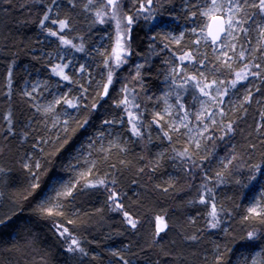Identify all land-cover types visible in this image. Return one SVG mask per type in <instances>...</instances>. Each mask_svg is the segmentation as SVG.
<instances>
[{"label":"trees","instance_id":"trees-1","mask_svg":"<svg viewBox=\"0 0 264 264\" xmlns=\"http://www.w3.org/2000/svg\"><path fill=\"white\" fill-rule=\"evenodd\" d=\"M142 2L146 5L143 10ZM106 3L104 0L101 9V0H92L91 4L89 0H0V220L5 221L0 225V264H217L218 258L220 264H236L243 252L251 254L255 249L264 264V225L258 220H245L251 194L264 190V42L262 39L258 50L249 54L251 29L242 36L243 64L236 71H223L228 91L250 87L245 96L249 91L252 96L248 102L241 100L234 107H223V115L219 113V120L209 125L200 148H196L182 133L168 129L157 112L167 88L174 91L175 101L181 97L187 108H194L199 90L188 83L184 99L183 79L177 75L173 83V66L185 52L192 53L196 38L185 31L176 43L162 24L171 21L179 32L182 25L189 26L200 19L191 16L198 8L191 0L186 4L184 0H152L150 5L146 0H119L118 18L130 53L126 62L115 68L109 94L95 110L91 105L99 99L101 86L90 78L77 82L80 109L62 131L55 136L51 133L45 141L48 134L41 126L42 118L34 112L23 84L37 72L48 75L52 71L53 60L41 51L52 43L61 45L59 35L72 42L64 45L68 49L82 46L83 51H76L88 58L94 54L93 46L100 36L107 32L109 46L113 47L117 21L112 19V8ZM184 4L187 8L183 10ZM98 10L107 11L101 17L104 23L97 19ZM45 12L48 19L41 25ZM251 14L262 13L253 8L247 16L243 14L247 23ZM128 16L133 17L131 25L127 23ZM59 20H65L68 27L60 29ZM49 29L58 36L49 35ZM210 50L208 43L207 63L213 64ZM108 51L98 62L104 71L105 55L111 53ZM244 64L261 75L249 76L231 88L229 82ZM138 65L141 67L137 70ZM193 68L188 67L189 75H196ZM120 85L123 89L127 86V93L119 90ZM82 86L88 91L81 97ZM125 95L135 97L134 103L139 105L132 111L138 116L140 136L132 134L124 106H116ZM85 117L89 123L80 128ZM104 120L114 122L101 124ZM229 123L233 131L225 135ZM108 127L120 134V144L101 151L99 146L107 144ZM101 132L103 138L98 136ZM86 137L93 147L94 175L78 178V190L72 197L62 198L60 215L55 214V209L51 216L41 214L37 206L49 186V177L68 172V156L75 154ZM65 140L69 143L57 152ZM185 148L189 149L190 159L177 155ZM37 160L42 165V186L46 183L47 187L42 194L29 197V185L35 181L23 164L33 165L35 171ZM229 160L232 163L224 167ZM99 179L109 183L114 179L116 185L84 187ZM112 190L119 192L123 211L113 210L115 204L108 202L107 192ZM212 204L216 205L220 221L216 228L208 226ZM124 211L136 221L135 228L127 223ZM158 216L163 218L166 229L157 235L154 220ZM57 223L61 230L68 227L86 254L66 250ZM251 231L256 236L249 241L247 234Z\"/></svg>","mask_w":264,"mask_h":264},{"label":"rangeland","instance_id":"rangeland-1","mask_svg":"<svg viewBox=\"0 0 264 264\" xmlns=\"http://www.w3.org/2000/svg\"><path fill=\"white\" fill-rule=\"evenodd\" d=\"M190 1V0H184L185 4ZM193 1V5L196 6L198 9L205 3L209 2V0H191ZM241 3H244V0H240ZM255 3L253 0H247V5L245 6L244 12L240 14V18L245 20L247 14L252 12L253 7L250 5ZM107 4V3H106ZM183 5V10L187 8L186 5ZM145 13V12H144ZM146 14V13H145ZM243 14H246V16H243ZM251 19L246 22L243 27L247 30L251 29V33L253 34V40L251 43L252 48L249 51V54L255 53L254 51L258 50L259 44L262 38L260 36L259 28L257 25L264 26V13L261 15H256V14H251ZM204 23V18L200 17L199 20L192 21L190 22V25H182L179 32H177L175 25H172L171 21L164 22L162 24L163 29L166 31V33L173 38H179L181 39L180 34L181 32L185 33V31H188L191 36H194L197 40L199 36V27ZM192 28H197V32H192ZM110 32L105 33L104 35L100 36L98 43H96L93 48H94V54L92 53V57L88 58L86 55L79 56V52L76 51V49H68L64 45H57L56 43H52V46L47 49H43L41 51L42 53L47 54L49 58L53 60V68L56 65H63L67 64L68 67L64 69V73L69 76V80H63L60 76H57L53 73V68L52 71L49 73V75H43L40 73L34 74L33 79L26 80V86L25 84L23 85V88L26 93L25 95L28 97H31V100L33 101V109L34 112L36 111L37 114H39L42 118V128L46 129V133L48 134L47 138L45 141H47L51 135V133L55 136L57 133L62 131L66 127L64 121H68V119L72 118L73 115L77 112L76 109L69 108L67 104H61V105H55V111L53 113H48L46 114L43 109L49 105V103L53 102L55 99L63 97L65 93L68 94L67 98L73 100L74 103L79 102L78 94L80 92L79 87L76 85L77 82L82 81L85 79L86 81L90 78L92 81H94L95 84L101 86L100 91L103 93V85L107 83V74H108V68L106 71H104L101 66L98 63L101 60L102 55L105 54V52H109L108 50H111L112 47L109 46V41H111L110 38H108V34ZM244 33L240 30H237L235 33V40L233 41L231 38H226L224 43H218L217 45L213 46L211 45V50H210V57L213 59V64L212 63H207V58H206V46L208 43L211 44L210 41H205L201 40L200 43L194 45V49L192 50V54L194 56V59L189 62V61H175L173 69H180L181 71L178 74V79H183L184 77L187 76H192L189 75L188 72V67L189 66H194L193 70H195V73L198 74L199 72H204L206 79H203V83H208L212 79H218L222 80L225 83L223 85H220V91L223 92L225 89V85L227 83L224 71H236L237 66H240L243 64L244 59L240 60L239 59V52L243 51V39L242 36L245 35ZM257 37V38H256ZM49 38H47V41ZM174 40V39H173ZM232 43H235V52H232L229 50L228 47L225 45H231ZM62 46L61 48H59ZM264 46V45H263ZM55 47V48H54ZM64 47V49H63ZM224 48V51L228 52V55L231 56L233 59L231 61L232 63V68L228 69L226 67H220L219 71H216V68L218 65H220V61L216 59L217 56H220V49ZM63 49V50H62ZM244 52V51H243ZM100 59V60H99ZM203 60L204 64H201L200 61ZM221 60H223V57H221ZM189 62V63H188ZM188 63V65L186 64ZM81 65L84 66L83 69H81ZM97 72V73H96ZM89 73V75H88ZM88 78V79H87ZM114 78V76H113ZM32 82V83H31ZM189 83H192L195 86V81H189ZM102 84V85H100ZM32 85V86H31ZM251 86V85H249ZM110 87V86H109ZM178 88V87H177ZM185 88L186 85L183 84V89L184 90L182 93V97H187L185 94ZM250 87H247L245 89H241L240 91H236L233 89H229L228 94L223 97V103L220 104L218 107L216 105H213L209 99V97L202 96L199 92L198 97L196 99V102H194V108L186 107L183 104V98L179 97L180 104H177V97L176 101L174 100L175 94L173 93L174 91L171 88H167L162 92V104H161V110L158 111L157 113L160 114L162 118L165 119V123L167 124L168 129L173 130V128L169 127V125H174L178 130L174 132H180L182 133L186 140L190 143V141L193 140H199L200 144L201 141L203 140L202 138L205 137L207 134V131L209 129V125L212 124L211 120L208 119V116L210 113L215 112L216 115L213 117L215 121L217 122L219 120V113L220 109L223 107H234L238 104H240L241 100H244V96L247 92V90ZM119 90H123L122 85H120ZM27 93H30L28 95ZM215 89H212V95H215ZM28 97V98H30ZM129 99L131 97L129 96ZM201 101H204L205 106L208 108V111L205 112L204 114V120L205 123L208 124L207 131H204V126L201 124L199 121L196 120V114L201 111ZM183 105V109H181L180 105ZM39 109V110H38ZM185 113L187 115L185 116ZM70 114V115H69ZM184 118L183 123L187 124L188 127L184 128L181 126V118ZM59 120V123L56 124V127L53 128V122L56 120ZM63 126V127H62ZM107 132V141H106V146L104 147L102 144L99 146L100 149H108L106 147H109L110 145H119L120 144V134L113 133L111 132L110 128L105 130ZM200 133H203L201 135ZM53 136V137H54ZM195 146V143L192 142ZM196 147V146H195ZM98 149H95V151H98ZM93 153V147L92 144H90L88 138H84V142L81 143V146H77L75 149V154L74 155H69L70 157L67 165L65 166L66 172L64 175L60 176H53V177H58V180H51L49 183V186L47 187L45 193L42 196V200L45 199V197L52 195L54 196L55 193L51 191L52 185L56 184L57 187H59V184L61 183H76L78 178H79V173L82 171H87V168L91 166V164H85V161H91L93 162L94 160V155ZM74 161L73 164H71L72 161ZM77 160L80 162V166L76 168H71L68 167L70 164L71 165H76ZM28 161V160H27ZM29 162V161H28ZM77 179V180H76ZM264 190L257 191L253 194H251L249 202L247 207H252V206H257L259 207L260 205H263L264 203ZM156 219L154 220V222ZM157 225V223L155 222ZM59 235L61 229L58 230ZM60 237H62L60 235ZM71 237L72 235L68 238L69 240L65 239L64 243H66L67 247L69 246L68 244L71 243ZM65 238V237H62ZM68 241V242H67ZM68 243V244H67ZM241 259V260H240ZM260 262V263H259ZM106 264H115L112 261H107ZM236 264H261V256L260 252L258 250H253L251 254H248L246 252H243L241 256L238 258Z\"/></svg>","mask_w":264,"mask_h":264},{"label":"snow or ice","instance_id":"snow-or-ice-1","mask_svg":"<svg viewBox=\"0 0 264 264\" xmlns=\"http://www.w3.org/2000/svg\"><path fill=\"white\" fill-rule=\"evenodd\" d=\"M107 4L111 6L112 8V19H115L117 21V35L115 38L114 46L111 49V53L108 55H105L104 64L105 67H107L108 74H107V83L103 85V93L100 94L99 99L96 100L95 103L91 105L92 110L97 109L100 100H102L105 96L109 94V86L113 83V72L115 71V68H119L122 64H124L125 57L129 55V48L127 45V41L124 39V36L122 35V20L118 18L119 16V0H106ZM89 3H92V0H89ZM146 3L150 5L152 3V0H146ZM247 5V0H244V3H241L240 0H209V2L205 3L201 7H199L198 11H193L191 13V16L196 17L200 16L204 18V23L199 27V36L195 43H200L201 40L210 41L211 45L215 46L218 43H224L226 38H231L233 41L235 40V33L237 30L247 32L248 30L243 27V25L247 22L246 20H243L240 18V14L244 12L245 6ZM253 8H258L261 13H264V0H259L258 4L253 3L250 5ZM146 5L145 3L140 4V9H145ZM195 7V6H194ZM104 8V0H101V9ZM107 15V11H97V19L100 23H104L105 21L101 19L102 16ZM251 19V17H248ZM48 19V12L44 13V18L41 19L40 24L44 25L45 20ZM53 24H56L57 21H52ZM60 29H65L68 27V23L65 20H59L58 21ZM127 23L128 25H131L133 23V17L128 16L127 17ZM259 28L260 36L264 38V26L257 25ZM192 32H197V28H192ZM49 35L51 36H58V33L56 31H53L51 29L48 30ZM184 33L181 32L180 37H183ZM59 39L62 45H68L72 44L70 40H66L63 35H59ZM176 43H179V38H173ZM229 48L232 52H235V43H232L231 45H225ZM75 47V45H73ZM167 47V45L165 46ZM77 51H83V47H79L76 49ZM220 56H217L216 59L220 61V65L217 66L216 71L220 70V67H226L228 69L232 68V57L228 55L227 51H224V48L220 49ZM221 57H223V60H221ZM245 57V53L243 51L239 52V59L243 60ZM180 61H189L191 62L194 59V56L191 52H185L183 55L179 57ZM201 64H204V61H200ZM67 64L63 65H56L53 68V73L57 76H60L63 80H69V76L64 73V69L67 68ZM141 67V65L137 66V70ZM255 67L257 69H261L260 64H256ZM84 66L81 65V69H83ZM181 70L180 69H173V83H175L176 76L179 74ZM264 71V70H262ZM235 79L231 80L229 82V86L231 88H235L237 83L240 81L246 80L249 76H258L261 75V72H253L250 71L249 64H244L243 67L240 69V71L235 72ZM264 78V76H262ZM203 79H206L204 72H199L196 75L187 76L183 78V84L187 85L189 81L194 80L195 87L199 90L200 94L205 97H209L211 103L213 105H216L217 107L223 103V97L228 94V89L225 88L223 92L220 91V85H223L225 82L218 79H212L208 83H203ZM183 87V85H181ZM82 92L81 97L87 93L88 89L83 88L82 86ZM212 89H215V95H212ZM125 93H127L128 89L127 86L123 89ZM30 95V93H27ZM68 94L65 93L63 97L55 99L53 102L49 103L47 107L43 109V111L48 113H53L55 111V105H61V104H67L69 108L79 110L81 105L79 103H74L73 100L67 98ZM252 96L251 91L247 93V95L244 97L243 102H248ZM135 97L132 99H129L128 95H125L122 100H120L116 106L119 108L122 105L125 108V111L127 112V115L129 117L128 123L131 125V132L134 136H140L141 130L138 127L137 121L138 116L136 112H133L132 109H138L139 105L134 103ZM201 111L196 114V120L199 121L204 126V131H207L208 124L205 123L204 120V114L208 111V108L205 106L204 101H201ZM177 104H180L179 97H177ZM242 106V105H241ZM181 109H183V105H180ZM39 110V109H38ZM221 115H223V110L221 109L220 112ZM70 115V114H69ZM187 113H185V116ZM216 115L215 112H212L209 114L208 119L211 120L212 124H215L216 121L213 119V117ZM157 116L160 117V114L157 113ZM261 116H264V112H261ZM162 118V117H160ZM184 118H181V126L184 128H187L188 125L183 123ZM89 122L88 117H85L84 121L79 124L80 128H84L85 125ZM114 121L112 120H104L102 121V124H112ZM59 123V120L53 122V128L56 127V124ZM64 123L67 125L68 121H64ZM169 127L173 128L174 131L178 130L174 125H169ZM258 128L260 125L257 126ZM233 131V125L232 123H229L226 127L225 135L227 133H230ZM9 132H11V128H9ZM203 135V133H200ZM168 133H165V136H167ZM98 136L100 138H103L104 133H98ZM195 143L196 148H200V141L199 140H193L190 141ZM69 143L68 140H65L63 144H61L60 149H57V152H60L61 149H63L67 144ZM35 147V145H33ZM103 151V149H101ZM189 149L185 148L182 152L177 153V155L180 158L188 157ZM55 155V153L53 154ZM190 159V157H188ZM203 159H207V157H203ZM91 164L90 167L87 168V171H82L79 173V177L83 179L86 176H93L94 170H95V162L91 161H85V164ZM232 161L229 160L227 164L224 165V167H227L228 164H231ZM80 166L79 160H77L76 165H69L68 167L76 168ZM23 167L25 169H28L29 175L31 179L35 182L30 183L29 188L30 191H28L27 196H34V195H40L43 193V189L47 187V184H43L41 177L39 175V171L42 168V165L39 160H37L33 165H30L29 163H24ZM257 169H259V165L255 166ZM0 171H3V169H0ZM217 176H220L221 173L218 172L216 174ZM49 180H58V177H49ZM113 186L115 187L116 181L113 179L111 181ZM108 181L106 179H99L95 183H87L84 185L86 188H95L98 186H104L107 187ZM79 187V180H77L76 183H61L59 184V187L56 186V184L52 185L51 191L55 193L54 196L49 195L45 197V199L41 200L40 203L37 206V211L41 214H44L46 216H51L54 214V209L56 215H60L61 212L59 209L62 206V198L67 199L68 197H72L75 190H78ZM209 191H211L209 189ZM119 192L116 190H112L109 192L108 195V202L115 204V209H119L123 211V205L119 201ZM27 199V197H25ZM200 202H205L204 196L200 197ZM247 212L249 215L245 216V220L248 219H254L258 220L260 224L264 225V205L252 206L247 209ZM124 217L126 218V221L129 225H131L133 228L136 227V221L129 215L127 211L123 212ZM208 215L211 217L208 221V226L210 228H216L219 226L220 221L217 219V209L216 205H211V210L208 213ZM10 219V218H8ZM157 220V227H156V234L158 235L160 232L164 231V222L162 217H156ZM5 221L0 220V225H3ZM69 224L72 223V221H68ZM57 228L59 229L60 226L57 225ZM60 235L62 237H65V239H68L71 234L68 231V228H63L62 231H60ZM256 236L255 231H251L247 234V239L249 241L253 240ZM195 239V237H193ZM69 252H75L79 251L81 253H84V249L80 247V242L75 237H71V243L68 246L67 249ZM86 254V253H84ZM125 264H128L127 261H125ZM217 264H220V260L218 258Z\"/></svg>","mask_w":264,"mask_h":264},{"label":"bare ground","instance_id":"bare-ground-1","mask_svg":"<svg viewBox=\"0 0 264 264\" xmlns=\"http://www.w3.org/2000/svg\"><path fill=\"white\" fill-rule=\"evenodd\" d=\"M59 4H60V3H59ZM57 5H58V4H57ZM53 6H54V5H53ZM55 8H56V7H55ZM256 38H257V37H256ZM253 39H254V38H253ZM46 42H47V40H46ZM61 47H62V46H60L59 48H61ZM54 48H55V47H54ZM63 49H64V47H63ZM63 49H62V50H63ZM254 52H255V51H254ZM253 54H254V53H253ZM96 73H97V72H96ZM48 75H49V74H48ZM48 75H47V76H48ZM31 83H32V82H31ZM26 84H28V83H26ZM26 84H25V86H26ZM23 85H24V84H23ZM100 85H102V84H100ZM31 86H32V85H31ZM24 89H25V88H24ZM24 91H25V90H24ZM101 91H102V90H101ZM159 91H160V90H159ZM21 93H22V92H21ZM25 94H26V93H25ZM28 97H30V96H28ZM30 99H31V97H30ZM33 107H34V106H33ZM33 110H34V109H33ZM35 112H36V111H35ZM76 114H77V113H76ZM90 119H91V118H90ZM68 120H69V119H68ZM88 123H89V122H88ZM101 124H102V123H101ZM117 124H118V123H117ZM65 125H66V124H65ZM104 125H105V124H104ZM116 126H117V125H116ZM62 127H63V126H62ZM104 127H105V126H104ZM106 128H107V127H106ZM106 128H105V129H106ZM121 129H122V128H121ZM76 180H77V179H76ZM106 180H107V179H106ZM107 181H108V180H107ZM108 183H109V181H108ZM110 183H111V182H110ZM110 183H109V184H110ZM112 185H113V184H112ZM107 187H111V186H108V185H107ZM107 187H106V188H107ZM112 188H113V187H112ZM109 189H110V188H109ZM106 190H107V189H106ZM106 192H107V191H106ZM107 193H109V192H107ZM159 215H160V214H159ZM159 217H160V216H159ZM156 221H157V220H156ZM156 221H155V222H156ZM156 223H157V222H156ZM58 224H59V223H57L56 226H57ZM62 224H63V223H62ZM62 224H61V226H62ZM56 226H55V228H56ZM156 226H157V225H156ZM55 228H54V229H55ZM67 228H68V227H67ZM68 231H69V230H68ZM63 239L65 240V238H63ZM67 240H69V239H67ZM67 242H68V241H67ZM70 242H71V241H70ZM64 244H66V243H64ZM67 244H68V243H67ZM69 244H70V243H69ZM69 244H68V245H69ZM63 246H64V245H63ZM67 248H68V247H67ZM62 249H64V251L67 250V249L65 250V248H62ZM237 260H238V259H237ZM240 260H241V259H240ZM259 263H260V262H259Z\"/></svg>","mask_w":264,"mask_h":264},{"label":"water","instance_id":"water-1","mask_svg":"<svg viewBox=\"0 0 264 264\" xmlns=\"http://www.w3.org/2000/svg\"><path fill=\"white\" fill-rule=\"evenodd\" d=\"M157 222V221H156ZM164 222V221H163ZM164 225H165V227H164V230L166 229V223L164 222ZM157 227V226H156Z\"/></svg>","mask_w":264,"mask_h":264}]
</instances>
